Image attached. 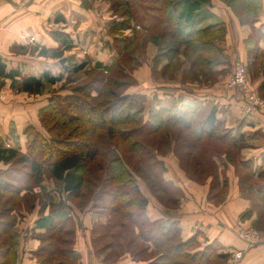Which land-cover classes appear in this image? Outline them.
Listing matches in <instances>:
<instances>
[{"label":"crops","instance_id":"crops-1","mask_svg":"<svg viewBox=\"0 0 264 264\" xmlns=\"http://www.w3.org/2000/svg\"><path fill=\"white\" fill-rule=\"evenodd\" d=\"M109 6V0H0V57L8 69H18L25 76L39 77L44 71L65 76L58 59L38 56L35 47L56 48L61 41L69 40L72 48L64 56L73 53L75 60H82L78 55L81 49L89 56L84 58L89 65L100 62L109 66L118 56L113 37L118 38L116 46H119L127 31L116 36L109 33L110 27L122 19L113 15ZM57 16L60 20H56ZM220 22L226 25V35L215 42L220 50L214 57V71L210 70L209 77L201 70L198 76L191 75L184 71V64L180 68L177 65L173 75L170 72L162 77L159 69L158 74L154 73L151 60L158 51L149 44L146 57L138 60L131 74L134 83L127 91L137 95L143 122L150 116L153 118L159 109H166L168 115L174 116H181L184 107L205 112L212 109L214 132L210 140L231 149L211 154L216 179L211 176L202 182L189 179L171 150L162 154L154 152V156L162 167L159 170L158 166L162 181L179 193V201L161 205L150 199L152 190L146 183L148 180L137 175L135 179L147 199L145 213L149 220L166 227L175 223L182 241L193 238L197 244L192 251L205 256L200 264H233L231 257L237 250L245 253L236 264H264V113L246 115L242 93L217 82L229 76L239 61L246 66L251 87L264 97V0L261 10L249 23L239 22L220 0L198 1L190 19L180 21V28L189 32ZM0 88L3 95L0 142L25 153L24 130L29 125L41 129L38 112L47 104V98L16 92L9 80ZM204 131L203 137L207 139L209 128L205 127ZM234 142L239 145L236 151L232 148ZM195 154L203 155L199 151ZM6 167L0 163V173ZM50 190L58 193L60 205L50 206L45 195ZM101 195L94 194L85 206H79L63 191L62 182L48 175H43L40 184L32 189L23 186L17 196L20 201L17 207L3 213L0 203V264H107L103 258L109 247L102 240L109 232L102 231L108 223L110 208L103 205ZM244 212L247 214L243 218ZM61 222L65 223L64 227L54 230V224ZM246 227L259 229L262 240L248 246L236 234ZM138 231L137 227L132 228L135 242L141 241ZM122 235L126 238L125 231ZM98 242L99 254L93 249ZM145 243L148 251L155 249L151 241ZM209 251L213 255L207 261ZM130 252L131 248L124 247L111 264H145L134 261ZM219 254L223 256L218 257Z\"/></svg>","mask_w":264,"mask_h":264},{"label":"trees","instance_id":"trees-1","mask_svg":"<svg viewBox=\"0 0 264 264\" xmlns=\"http://www.w3.org/2000/svg\"><path fill=\"white\" fill-rule=\"evenodd\" d=\"M153 1L154 5H147L146 0H109L112 14L122 18L110 27L109 33L116 36L129 30L132 36V39L131 36H122L123 45L116 47L121 51L128 50L135 38L136 26L146 31L145 37L153 35L154 31L158 32L162 27L160 32L167 37L170 45L166 51L153 58L154 69L163 59L170 60L175 56L180 47H183L182 53L190 63L192 75L198 76V69L202 67H211L212 57L218 51L215 42L226 35L225 23L192 28L189 32L180 28V21L190 19L198 1L209 3L210 0H195L192 3L187 0ZM220 1L231 9L241 23H249L262 8V0ZM144 11L148 15H143ZM56 20H60V17L57 16ZM113 38L117 42L118 38ZM71 48L69 40L61 41L56 48L35 47L38 56L58 59L65 74H79L83 70L88 72V60L64 56ZM120 50L117 63L120 62L121 68L119 63L113 69L114 64L104 66L96 62L93 67L96 73L90 78L87 76L88 81L72 87L70 91L65 90L63 95L49 97L47 104L38 112L43 131L32 125L24 130L27 138L25 153L0 142V163L7 165L0 173L1 211L4 213L17 207L20 202L17 196L23 186L32 189L40 184L43 175H48L61 181L63 191L79 206H85L94 194L99 197L101 193H107L112 206L110 210L118 218L116 222L125 227L124 239L127 240L128 248H131L134 261L168 264L156 261L166 256L173 261L200 264L205 256L200 251H192L197 244L193 238L182 241L180 229L175 223L166 227L159 221H150L146 216L147 199L138 188L135 176L148 179L153 175V180L149 182L151 187L166 191L169 186L159 175L162 167L155 159L154 152L162 154L171 150L189 179L196 182H202L210 176L216 179L211 154L223 150L230 152L231 149L228 145L210 140L214 132L212 109L205 112L204 109L184 107L181 116L168 115L166 109H159L150 123L136 117L138 97L125 91L134 80L125 59L120 57ZM103 69L107 71V76L103 75ZM203 73L207 77L211 74L208 71ZM63 77L53 76L48 71L39 77L25 76L18 69H8L0 57V85L9 80L10 87L16 92L37 95L47 85L62 81ZM205 127L209 128L207 139L203 137ZM238 146L237 142L232 143L235 151ZM197 151L203 155L195 154ZM158 166L160 169L157 171ZM23 180L26 183L24 185ZM57 194L52 190L45 193L50 206L60 205ZM168 199L176 202L171 196ZM246 214L244 212L242 217ZM64 225V222L55 223L53 229L58 230ZM112 227L114 223L108 222L104 232ZM133 227L138 228L141 241H134ZM119 238L113 234L115 244L119 243ZM145 241H151L155 250L148 251ZM165 242L172 243L157 255L154 251ZM207 254L208 261L213 251ZM47 262L45 259L44 263Z\"/></svg>","mask_w":264,"mask_h":264},{"label":"rangeland","instance_id":"rangeland-1","mask_svg":"<svg viewBox=\"0 0 264 264\" xmlns=\"http://www.w3.org/2000/svg\"><path fill=\"white\" fill-rule=\"evenodd\" d=\"M145 3L147 5H154V1L153 0H146ZM142 14L143 15H148V13L146 11L142 12ZM161 29H162V27L159 28V31L158 32L154 31L153 35H150V36L145 37L146 36V31L143 30V29H140V28H138L136 26L135 27V30H136L135 31V38L133 37V42H131V46L128 48V50L121 51L120 49H118L116 47V42L113 40L114 41V45L116 47L115 50H117V52L119 50H120V52H122L123 55L121 54L120 57L122 56L125 59V64L131 70L130 73H133L134 68L136 66H138V60L139 59H143L144 57H146L145 56V52L147 51V48L149 47L148 46L149 44L155 45L156 46V48H155L156 49V52L158 51L154 55V57L156 55H158L159 53L166 51L169 48V45L170 44L168 43V39H167L166 36H163L162 35V32H160ZM154 35L156 36L155 39H153V36ZM129 36H131V32L129 30H127L125 32V37H129ZM131 39H132V36H131ZM122 45H123V42L121 43V41H120L119 48ZM219 50H220V48H218V51H215V53H214V55L212 57V61H214V57L219 52ZM78 52H79L78 55H79L80 58H83V59L86 58V59H88L89 56L86 55V53L83 52L81 49ZM182 52H183V47H180L179 48V52L175 56H173L170 60L163 59L162 62L155 69L153 68V58H154L153 57L152 60H151V68H152L153 71H155L154 73H157L158 74L159 71H157V70L159 69L160 70V76H162V77L164 75H167L170 72H171V75H173V71L176 70L174 68L177 67V65H178V68H180L182 64L185 65L184 71L191 72V71H189L190 70V63L187 60V58L185 57V55H183ZM73 55L74 54L72 53V54H68L66 56H73ZM118 57L119 56L113 58V60L110 63V65H113L114 64L113 65V69H115V67H116V65H118V63L120 65V62L117 63V58ZM180 59H181V61H180ZM120 61H121V59H120ZM168 61L170 62V64H168ZM93 67H94V64H93V66H91V64L88 65L86 67V70L88 72H86V73H85V70L81 71L79 74H73V73L69 74V73H67L66 76L63 77V80L60 83H57L54 86L47 85L45 87V89L43 90V92L40 93V97H43V96L46 97L47 98V102H48V99H49V96L50 95L51 96L54 95V94L58 95V93H62L65 90L66 91H70V89L72 87H74V86H76V85H78L80 83H83V82L88 81V79L96 73V71L94 70ZM119 67L121 68V65ZM213 68H214V62H213V65L211 67H208V66L207 67H202V68H200L198 70H201L203 72H206V71L210 72V70H213ZM123 70L124 71H127V69H124V67H123ZM91 72H92V74H90ZM107 74H108L107 71L103 69V75H106L107 76ZM182 75H183V73H182ZM87 76H89V78ZM227 77L228 76H226V77L223 76L217 82H220L223 85L224 82H225V79ZM2 85H0V87ZM132 85H133V83L130 84L125 89V91L127 92L128 91V88L130 86H132ZM223 86H225V84ZM61 88H63V90ZM57 91H58V93H57ZM0 92H1V88H0ZM136 109H137L136 117H139L140 120H143V116L140 115L139 106L138 105H137ZM150 119H148V122L149 123L153 121L152 116H150ZM41 131H43V130L41 129ZM107 147H104V148H107ZM158 169H159V167L157 168V171H158ZM153 177H154L153 175H152V177L149 176L148 179H147L148 181L146 182V183L149 184V188L152 190V194L149 195V197H150L151 200L154 199V201L156 200V202L158 201V202H160L161 205L163 204V205H166V206H169V205L172 204V203H170L172 201H171V199H168V196H171L173 199L175 198L176 201H179V197L180 196H179V193L178 192H174L170 188H167L166 191H162V190H159V188L157 189L155 187H151V184L149 182L151 180H153ZM109 190L111 191L110 188H109ZM105 195L106 196H104L103 194L101 195V197L103 199V201H102L103 202V205H105V206H107V207L110 208V207H112L111 204H110V202H109L110 196L107 193ZM173 204H175V203H173ZM110 209H112V208H110ZM107 219H108V222L114 223V227H112L110 229H107L106 232H109L110 230L111 231L107 234L106 238L104 240H102V243H107L105 245H107V247H109L108 249L105 248L107 251L109 250V252H108V254L105 255V259L103 258V260L105 261V263L111 264V263H114L118 259V257L120 256V254H122L124 247H125V249L128 248V244L126 242L127 240L124 239V238H122L123 237L122 233L124 232V228L125 227H123L121 224H118L120 222H116L118 220L117 215H114V213H112V211L110 210V215H109V217ZM246 228H250V227H246ZM104 230H106V228L103 229V231H102L103 233H104ZM119 232H120V234H119ZM113 234H116L117 237H120L118 239V242H119L118 244H115L113 242V239H112L113 238ZM107 241H109V242H107ZM171 243L172 242H165L161 246V248L156 249V251H154V252L157 253V255L159 253L164 252L166 246L167 245H170ZM100 245L101 244L99 242L96 243L95 245H93L94 246L93 249L95 251L94 253L97 252V254H99V252L97 251L98 250L97 248ZM102 248L103 247H101L100 249H102ZM105 249L103 248L104 251H106ZM153 250H155V249H153ZM122 260H124V259H122ZM156 261L157 262H161V263H164L165 262V263H168V264H194V263H192L190 261H185V260H175V261H173V260H170L166 256L161 257L159 259H156Z\"/></svg>","mask_w":264,"mask_h":264},{"label":"built area","instance_id":"built-area-1","mask_svg":"<svg viewBox=\"0 0 264 264\" xmlns=\"http://www.w3.org/2000/svg\"><path fill=\"white\" fill-rule=\"evenodd\" d=\"M227 88H236L243 95V109L248 116H254L257 113H264V97L251 87L247 79L246 66L242 62H235L230 75L224 82ZM3 95L0 92V98ZM237 236L248 246L257 244L262 240V233L256 228H240L236 231ZM245 253V250H237L233 253L231 261L236 264Z\"/></svg>","mask_w":264,"mask_h":264}]
</instances>
